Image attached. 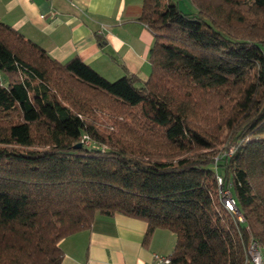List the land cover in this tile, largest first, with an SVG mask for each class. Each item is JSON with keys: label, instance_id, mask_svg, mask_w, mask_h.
<instances>
[{"label": "trees", "instance_id": "1", "mask_svg": "<svg viewBox=\"0 0 264 264\" xmlns=\"http://www.w3.org/2000/svg\"><path fill=\"white\" fill-rule=\"evenodd\" d=\"M190 2L142 0L144 80L59 62L0 21V264H59L63 237L116 212L173 232L172 264H253L251 239L264 264V0Z\"/></svg>", "mask_w": 264, "mask_h": 264}, {"label": "crops", "instance_id": "2", "mask_svg": "<svg viewBox=\"0 0 264 264\" xmlns=\"http://www.w3.org/2000/svg\"><path fill=\"white\" fill-rule=\"evenodd\" d=\"M142 0H0V21L41 45L53 59L79 57L107 79L150 72L153 33L138 20ZM145 219L96 214L89 228L63 237L59 264H149L171 254L175 235Z\"/></svg>", "mask_w": 264, "mask_h": 264}, {"label": "built area", "instance_id": "3", "mask_svg": "<svg viewBox=\"0 0 264 264\" xmlns=\"http://www.w3.org/2000/svg\"><path fill=\"white\" fill-rule=\"evenodd\" d=\"M80 141L85 145H89L91 142L90 138L86 134H82ZM217 181L221 184L222 180L220 176H217ZM219 197L224 208L233 213L239 221H242L243 217L240 212L237 211L235 199L228 187H220ZM247 255L253 264H262L260 247L257 242L252 239L249 240L247 244ZM149 264H172L171 254H155Z\"/></svg>", "mask_w": 264, "mask_h": 264}, {"label": "rangeland", "instance_id": "4", "mask_svg": "<svg viewBox=\"0 0 264 264\" xmlns=\"http://www.w3.org/2000/svg\"><path fill=\"white\" fill-rule=\"evenodd\" d=\"M178 3V6L181 10L183 11H189L193 10L194 7L190 0H175ZM262 49H264V44H262ZM110 80V79H109ZM94 116H96L95 124L98 126L100 130L103 131H110L114 129V124H113V117L112 113L108 110L105 109H98L94 112Z\"/></svg>", "mask_w": 264, "mask_h": 264}, {"label": "water", "instance_id": "5", "mask_svg": "<svg viewBox=\"0 0 264 264\" xmlns=\"http://www.w3.org/2000/svg\"><path fill=\"white\" fill-rule=\"evenodd\" d=\"M81 146V143L80 142H77L75 145H74V148H79ZM237 211L239 212V209H237Z\"/></svg>", "mask_w": 264, "mask_h": 264}]
</instances>
